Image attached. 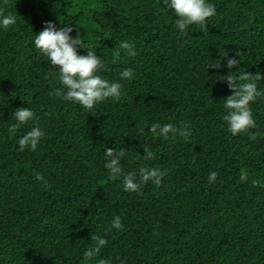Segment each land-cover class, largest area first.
Listing matches in <instances>:
<instances>
[{
	"label": "trees",
	"instance_id": "16d2710c",
	"mask_svg": "<svg viewBox=\"0 0 264 264\" xmlns=\"http://www.w3.org/2000/svg\"><path fill=\"white\" fill-rule=\"evenodd\" d=\"M210 2L207 30L192 25L184 36L162 0H0L17 15L0 31V264H264V97L251 104L256 127L233 136L223 100L234 93L217 79L264 78V0ZM46 22L72 23L70 35L84 44L78 54L91 48L104 59L106 79L134 70L120 81L119 102L88 111L51 95L58 74L33 44ZM121 41L137 55L119 50ZM223 52L241 57V68L207 69L226 64ZM26 107L37 121L10 133L13 113ZM153 123L189 126L192 135L165 140L149 131ZM34 126L45 133L37 150L20 151ZM105 148L127 151L125 173L165 171L161 183L125 191L104 167ZM117 215L124 227L109 231ZM93 234L108 244L89 259Z\"/></svg>",
	"mask_w": 264,
	"mask_h": 264
},
{
	"label": "clouds",
	"instance_id": "9594fccd",
	"mask_svg": "<svg viewBox=\"0 0 264 264\" xmlns=\"http://www.w3.org/2000/svg\"><path fill=\"white\" fill-rule=\"evenodd\" d=\"M166 9L172 10V14L177 17L174 27L178 29L181 35L186 36L192 25H198L202 30H207L208 19L216 15V7L210 0H162ZM7 4V0H4ZM17 23V15L5 12L0 8V31H9L11 26ZM65 26L58 28L52 22H46L41 32L34 35V48L39 54L46 58L49 65L53 67V71L58 74L60 88L55 89L51 95L60 97L63 100L72 103H78L85 110L91 111L95 107L109 99L113 102H119L122 98V83L120 81H131L135 77V72L131 68H126L120 73L119 81H110L101 73L106 70L105 60L98 57L95 51L87 50V55L78 54V46L84 48V44L77 33L73 38L70 35L74 29L72 23H63ZM127 56L135 57L137 51L135 45L129 41H121L118 45ZM238 55V54H237ZM226 59V64L220 62L207 64L208 68L220 69L241 68V57L229 58L227 52H223L221 60ZM217 79L226 80L233 95L227 97L223 107L226 114L223 116L227 124V131L233 136L248 132L249 129L256 127V121L253 118L251 104L257 98L264 97V88L259 87L260 82H264L261 74H251L248 71L230 72L227 76L217 77ZM5 96L0 93V104H3ZM15 123L8 128L10 133H15L22 125H26L29 121H37L35 113L26 108L15 110L12 115ZM149 131L156 137H162L167 140L170 135H179L187 138L192 135L190 127L176 128L173 124L153 123ZM44 131L34 126L30 131L24 134L18 140L20 151L30 149L36 151L41 139L44 137ZM255 140L256 135L249 136ZM147 153L145 159H149L152 153L149 149L144 148ZM127 151L123 148H105V165L108 173L113 177H122L124 190L130 193H138L141 183L146 184L152 181L159 185L165 171L153 167H140L138 171L125 173L122 168V161ZM139 156V155H138ZM217 172L212 171L208 175L210 183L215 182ZM40 179H43L42 177ZM124 227L120 216H115L110 224L109 231L121 230ZM91 240L95 241V245L85 251L84 256L91 259L96 257L101 249L108 244V240L103 235L93 234ZM98 264H113L109 258H101Z\"/></svg>",
	"mask_w": 264,
	"mask_h": 264
}]
</instances>
